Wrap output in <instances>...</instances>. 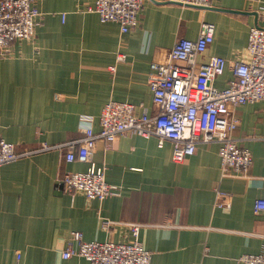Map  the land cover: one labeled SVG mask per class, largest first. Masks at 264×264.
<instances>
[{"label": "crops", "instance_id": "1", "mask_svg": "<svg viewBox=\"0 0 264 264\" xmlns=\"http://www.w3.org/2000/svg\"><path fill=\"white\" fill-rule=\"evenodd\" d=\"M34 1V39L13 41L0 57V136L18 150L80 139L90 125L99 131L113 99L154 114L152 63L164 61L180 37L196 39L205 21L216 31L200 61L225 57L216 85L226 87L234 64L249 58L251 27L264 18V0H213L211 8L145 0L139 26L124 33L91 10L96 0ZM232 110L240 119L234 134L253 154L246 175L222 176L216 141L176 162L172 141L132 132L113 143L98 139L85 162L51 149L0 166V264H92L64 257L74 231L87 241L139 239L152 264H246L242 255L264 253V211L254 208L263 194L264 100ZM93 164L106 167L118 194L100 200L58 186L65 172ZM218 188L229 205H217Z\"/></svg>", "mask_w": 264, "mask_h": 264}, {"label": "built area", "instance_id": "2", "mask_svg": "<svg viewBox=\"0 0 264 264\" xmlns=\"http://www.w3.org/2000/svg\"><path fill=\"white\" fill-rule=\"evenodd\" d=\"M203 8L213 0H161ZM145 0H96L91 10L102 22L114 21L126 33L139 26ZM39 11L34 0H2L0 2V57L17 39H34ZM216 25L203 22L196 39L180 37L164 61H154L149 76L156 112L145 108L137 113V105L129 101L110 100L99 117L100 129L85 127L80 139L55 145L44 144L38 149L18 150L15 143L0 136V166L12 163L31 153L59 149L67 150L68 161H87L98 139L113 143L126 132L156 136L160 145L173 142V159L182 162L196 153L200 143L216 141L222 163V176L246 175L253 163L250 149L241 146L234 132L240 119L233 108L264 100V18L252 26L249 33L246 61L233 66L234 78L220 88L216 85L228 66L223 56H213L207 63L205 55L215 38ZM125 55L119 54V60ZM115 68L113 67V70ZM58 186L74 194L82 192L89 198L104 200L120 192V187L106 179V167L92 165L85 171H67L58 179ZM218 206L229 205V193L217 189ZM227 198L220 201L219 198ZM255 212L264 211L263 194L255 201ZM105 227L112 223L103 221ZM139 225H133L138 237ZM77 243V246H75ZM64 257L81 256L92 264H152L153 253L139 239L133 242L87 241L81 231H74ZM246 264H264V253H249L240 257Z\"/></svg>", "mask_w": 264, "mask_h": 264}, {"label": "water", "instance_id": "3", "mask_svg": "<svg viewBox=\"0 0 264 264\" xmlns=\"http://www.w3.org/2000/svg\"><path fill=\"white\" fill-rule=\"evenodd\" d=\"M209 8H211V7H209Z\"/></svg>", "mask_w": 264, "mask_h": 264}]
</instances>
